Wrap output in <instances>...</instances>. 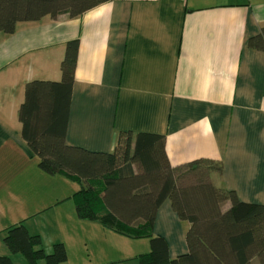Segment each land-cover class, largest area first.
<instances>
[{
    "label": "crops",
    "instance_id": "1",
    "mask_svg": "<svg viewBox=\"0 0 264 264\" xmlns=\"http://www.w3.org/2000/svg\"><path fill=\"white\" fill-rule=\"evenodd\" d=\"M262 27L264 0H108L79 17L19 22L0 34V230L17 222L11 214L51 208L28 206L43 201L42 182L28 185L29 195L21 182L27 172L40 180L42 171L18 109L27 81L60 79L65 44L75 38L67 144L110 152L119 132L160 134L172 166L218 163L210 179L240 201L264 204V51L248 45ZM63 194L54 203L68 201ZM187 226L165 200L154 233L170 257L186 252Z\"/></svg>",
    "mask_w": 264,
    "mask_h": 264
},
{
    "label": "trees",
    "instance_id": "2",
    "mask_svg": "<svg viewBox=\"0 0 264 264\" xmlns=\"http://www.w3.org/2000/svg\"><path fill=\"white\" fill-rule=\"evenodd\" d=\"M105 1L0 0V32L10 34L19 22L43 17H79ZM77 43L75 38L65 44L60 79L25 84L18 109L21 136L39 169L78 182L79 188L68 197L76 217L130 239H147L149 249L133 256L138 264H264V204L240 201L234 191L210 179L219 173L218 163L196 160L172 166L164 136L147 132L117 133L110 152L65 142ZM248 45L264 51V27ZM190 176L194 181L184 182ZM167 199L188 225L187 250L174 257L169 256L167 240L154 233L157 211ZM226 202L228 208L221 209ZM0 233L8 251L0 255V264H16L11 258L16 253L27 264H61L67 259L62 242H54L46 252L39 234L29 232L23 220Z\"/></svg>",
    "mask_w": 264,
    "mask_h": 264
},
{
    "label": "rangeland",
    "instance_id": "3",
    "mask_svg": "<svg viewBox=\"0 0 264 264\" xmlns=\"http://www.w3.org/2000/svg\"><path fill=\"white\" fill-rule=\"evenodd\" d=\"M0 34L3 33L0 32ZM208 168L212 169L210 166ZM208 168L207 170H209ZM201 173L205 174V172ZM194 179L190 176L184 182L190 183ZM33 182H42L41 194L43 201L36 202L34 205L27 203L28 206H32L30 208L34 209L37 206L41 207L45 202L46 205H51V208L29 218H26V216L30 211L27 214L24 213L21 217L11 214L9 220H23L25 225L29 224L35 230V233L39 234L42 247L46 252L51 250L54 242H62L67 250V259L61 264L89 263L100 259H113V257L121 260L113 261L110 264H138L137 260L126 258L144 253L149 249L147 239H130L102 228L97 222L81 220L76 215L71 216L68 207L73 206V202L70 198L63 203H54L55 197L63 193L71 195L77 190L79 188L78 182L62 174L49 175L43 171L39 180L33 174L27 172L21 182L26 195H29L30 191L25 189L28 185L33 188ZM228 206L229 203L226 202L221 205V209L225 210ZM2 238L3 233H0V246H3ZM14 255L16 256L14 260L12 259L14 263L27 264L21 253ZM38 264L45 263L40 260Z\"/></svg>",
    "mask_w": 264,
    "mask_h": 264
}]
</instances>
